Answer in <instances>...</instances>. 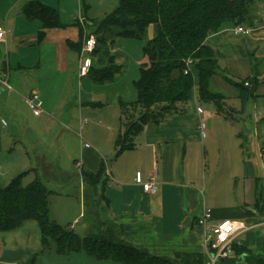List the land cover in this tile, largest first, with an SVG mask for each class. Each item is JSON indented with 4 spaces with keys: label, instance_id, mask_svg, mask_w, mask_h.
Wrapping results in <instances>:
<instances>
[{
    "label": "crops",
    "instance_id": "1",
    "mask_svg": "<svg viewBox=\"0 0 264 264\" xmlns=\"http://www.w3.org/2000/svg\"><path fill=\"white\" fill-rule=\"evenodd\" d=\"M28 1L31 0L26 3ZM38 1L55 9L60 23L64 25L44 29L46 36L42 40H38V33L42 31L40 21L28 20L22 14V8L21 13L14 12L23 0H10L6 11L0 10V26L6 30L5 41L0 42V79L6 80L5 86L0 84V127L14 124L18 128L24 123L30 127H45V124H51L52 128H57L53 131L61 134L65 133V129L79 128V134L75 130L70 135L72 141L66 148L71 149L69 154L73 159V168L80 162L81 171L94 173L101 165L104 166L106 177L102 195L106 216L119 227L123 240L153 256L171 258L178 252H204L206 229L197 225L196 220L205 209L211 215L209 226L225 220L248 223L250 229L241 233L237 241L253 254L264 255V201H261V196L264 198V163L259 157L260 150H264V20L263 8L258 6L260 1L254 5L250 21L241 25L251 30L248 35L234 34L236 26L228 22L205 40L218 65L211 83L216 75L230 86V83H236L231 79L240 74L244 76L242 82L247 77H256L254 96L246 101L243 111L233 86L236 100L229 105V96L212 90L210 84L211 91L224 96V114L218 113L212 102L203 104H211L215 109L213 113L197 105L201 103L197 101L194 86L189 99L191 115L173 116L158 124H146L134 137L133 149L118 156H115L114 144L121 131L119 103L128 102L124 97L131 95L132 82L138 78L139 66L146 61L142 56L129 63L128 56L117 45L120 39L144 38L143 48L156 35L157 26L150 25L152 30L148 26L141 34L134 28L132 36L122 35L115 26L103 32L90 66L102 68L112 59L120 69L111 79L97 82L89 75L80 76L74 63L83 39L87 36L95 38L92 32L96 30L95 21L82 14L81 1L77 5L79 9L76 10L74 5L70 11L65 12V9L64 14L61 0ZM66 28L68 34L54 33ZM54 43H58L60 48L57 49ZM10 48L14 49L15 63L11 60ZM130 71H137V77L123 82ZM40 74L45 79L42 83L36 81L27 86L25 77L36 76L39 80ZM69 79L73 83L78 79L79 90L77 94L66 97L61 104V86ZM221 89L226 90L225 87ZM33 92L41 98L42 113L37 117L29 113L33 119H27L26 123L23 120L27 116L23 110H28V107L24 97ZM97 107L112 108V115L104 109L97 111ZM116 109L117 129L114 122ZM198 109L202 112L199 113ZM237 114L247 119L250 129H227V133L223 134L220 131L226 129H219V134L218 129H208V137L204 129H193L205 119L227 122ZM1 121L5 122V126ZM90 124L100 128L91 129L100 132V139L89 135V129L85 128ZM33 130L44 134L41 129ZM53 131L51 129L49 133L53 134ZM210 136L215 142L221 139V145L214 149L218 153L217 161L213 147L207 144ZM40 155V158L35 157L40 166L31 168L38 179L41 173L44 174L40 167L56 166L45 160L44 156L50 155L48 151H41ZM138 178L141 183L153 178L157 184L156 192L152 195L144 192ZM78 217L82 218V212ZM77 218H74L73 224L68 223L72 229L80 223ZM40 238L34 221H25L12 231L0 233V264H43L44 256L53 253L40 254ZM73 254L82 253L49 256H67V262L74 263L70 259ZM83 255L86 259L78 256L74 260L92 259L98 262L95 264H110Z\"/></svg>",
    "mask_w": 264,
    "mask_h": 264
},
{
    "label": "trees",
    "instance_id": "2",
    "mask_svg": "<svg viewBox=\"0 0 264 264\" xmlns=\"http://www.w3.org/2000/svg\"><path fill=\"white\" fill-rule=\"evenodd\" d=\"M259 1L264 0H119L110 13L95 22L93 54L97 51L101 34L112 26L119 28L125 36H132L134 28L141 34L146 27L157 26L156 35L142 48L146 62L139 66L138 78L132 82L136 99L119 103L121 131L114 144L115 156L133 149L134 137L146 124H158L183 115L194 86L198 102H212L218 113L224 114V96L210 89L218 65L205 40L224 23L240 26L250 21L254 5ZM22 14L28 20L40 21L42 31L38 33V40H42L44 29L64 26L59 21L58 12L38 0L25 3ZM187 60L191 66L185 74ZM119 69L110 59L102 68L90 66L87 75L100 82L111 79ZM230 84L238 92L240 110L243 111L246 101L254 96L257 79L247 77L243 82ZM22 176H16L0 188V233L12 231L25 221L36 222L41 236V255L82 253L110 264H208L205 252H178L171 258L153 256L123 239L115 238L111 229H103L101 225L96 232L91 228L84 236L79 235L69 224L61 226L52 219L48 203L52 191L37 177L23 187ZM81 176L88 188L84 197L89 201L91 192L98 185H104L106 171L101 165L94 173L81 171ZM261 198L263 202L264 198ZM101 199L105 201L103 195ZM221 262L264 264V255H255L236 241L232 245V256L219 259L216 264Z\"/></svg>",
    "mask_w": 264,
    "mask_h": 264
},
{
    "label": "rangeland",
    "instance_id": "3",
    "mask_svg": "<svg viewBox=\"0 0 264 264\" xmlns=\"http://www.w3.org/2000/svg\"><path fill=\"white\" fill-rule=\"evenodd\" d=\"M10 0H0V10H5L9 6ZM27 0H23V2L20 3V5L15 8V13H21V8L24 3H26ZM81 1L80 8L83 10L82 14L85 13L92 21H99L102 19L105 14L110 13L117 5L119 0H61L62 4L64 5L62 9V13L66 9L65 12L72 10L74 5H76V10L79 9L77 6L78 3ZM56 2V0H55ZM84 7H83V5ZM56 5V3H54ZM259 7H261V13L264 20V2H261L258 4ZM57 7V5H56ZM78 7V8H77ZM58 8V7H57ZM85 8V9H84ZM85 10V11H84ZM11 12V13H14ZM64 14V13H63ZM13 15V14H12ZM151 27V26H150ZM10 28V27H9ZM16 30L17 27H14ZM66 28L63 31H55L54 33H63L66 34L69 33V30ZM152 30V27L149 28ZM44 36H46L44 34ZM144 43V38L140 40H126V39H120L119 44L117 45L119 47V50L124 52V55L128 56V61L130 63L133 62V60L139 59L142 57L141 54V48ZM38 44V43H37ZM56 48H60L58 43H54ZM11 52V60L15 63L16 61V55H14V49L10 48ZM22 54V52H21ZM93 56V53L91 54H85L83 55V58L88 57L91 61V58ZM35 57L32 56V58ZM31 58V59H32ZM81 60V61H82ZM74 63L77 64V71L79 73V68L81 66V63L79 62V54L74 59ZM138 68V66H137ZM39 71H42V67L39 69ZM133 74V77H132ZM135 74V75H134ZM77 76V75H76ZM137 77V71H130L128 75L124 78L123 82H127L132 80V78ZM244 76L239 75L237 77L232 78L233 82L240 83L242 82ZM264 78V73H263ZM214 82L211 83V89L218 92H223L228 97V104H234V101L236 100L234 95L236 90L230 86L224 84L222 80L219 78V76H215ZM24 80L26 81L27 86H30L34 82L42 83L44 77L40 74L39 80L36 78V76H27ZM78 79H76L75 83L71 81V79L65 81L62 83L61 86V95L62 99L60 102L63 104L64 100H66V97L71 96L72 94L78 93ZM225 87L226 90H222L221 88ZM228 87V88H227ZM262 91V89H261ZM126 101L133 102L136 99V95L133 91L130 96L124 97ZM63 100V101H62ZM234 100V101H233ZM60 102L58 105H60ZM202 107L203 110H206L208 112H215L214 107L211 104H198ZM95 109V108H94ZM99 109H104L105 112H110L112 115V108H100L97 107V111ZM23 112L26 114V118H24V122L27 123V119H33V117L29 114L31 113L29 109L24 108ZM116 114L114 122L116 125V129L119 127L118 123V113L116 109ZM192 114V104L188 102L186 104V112L183 114L184 116H188ZM229 117V116H228ZM114 118V117H113ZM117 118V119H116ZM5 119L8 120L7 116H5ZM171 118H169L170 120ZM168 120V119H167ZM187 120V119H186ZM23 122V123H24ZM85 123V122H84ZM96 123L100 125V123L96 120ZM199 123V122H198ZM204 123V131L208 137V129H226L224 131H220L222 134L227 133V129H250L247 125V119L243 117L241 114L233 115L232 119H230L227 122H223L220 119H212L209 121H206V119L203 121ZM195 125V124H194ZM28 125L24 123L23 126H19L16 128L14 124L8 125V127H0V188L5 187L13 178L19 175H23L21 178V185L23 187L31 184L35 178L36 175L33 171H31V168H38L40 165L35 159V157L40 158V152L41 151H48L50 155H46L45 160L48 162H51L52 164L56 166H52L51 168H45L40 167L43 169L44 174L41 173V176L39 177L40 180L44 183L46 188L52 193L48 197V203H49V210L50 215L52 219L57 222V224L61 226H66L68 223L73 224L74 218L78 217V214L82 212V218H77V220H80V223L78 226H76L73 231L79 235L84 236L87 234V232L92 228L93 231L96 232L97 229L100 228V225L103 229L108 227L113 231V236L117 239H122L120 235V230L116 228L117 225H113L105 213V204L102 201V187L103 185H98L95 191H92V198L88 199L86 196L84 197V192L86 191L87 186L83 181V177L81 176V172L76 170V168H73V159H71L70 151L71 149H66L69 147V143L72 141L70 138V135H72V132H75L79 134V128L73 130V129H65L60 131L64 134H61L59 131L55 133L52 128V125L49 126L45 124L43 126H34L25 129ZM84 126V124H83ZM199 126H193V129H197ZM33 129H41L44 134H37L35 133V130ZM52 129L53 134L49 133V131ZM85 129H89V135L90 136H97V139L101 138L100 132L97 130H91V129H100L97 128L95 125L90 124ZM40 130V131H41ZM68 133V134H66ZM227 136V135H225ZM84 138V137H83ZM210 139L207 140V144L211 145L213 147V150L216 149V146L219 144L221 145V139L219 138L217 142H215L214 137L210 136ZM86 140V139H85ZM205 141V140H204ZM88 142V141H87ZM72 144V143H71ZM29 153V154H28ZM28 154V155H27ZM214 156L217 157L216 161L218 160V153L217 150H214ZM252 154V153H250ZM53 159V160H51ZM255 163V162H254ZM256 164V163H255ZM82 207V211L81 208ZM80 208V209H79ZM92 213H97L96 215H93ZM84 215V217H83ZM244 225L246 228L250 229V225L246 222H244ZM74 227V225H72ZM125 241V240H124ZM135 247V246H134ZM150 254V253H149ZM53 255V254H49ZM49 255L44 256L45 260L43 264H71L67 262L69 259L67 256H52L54 258H51ZM83 257L85 256L83 254L80 255H71L72 259L71 261H74L72 264H95L98 262H95L92 259H88L85 261H75L76 257ZM91 261V262H90ZM105 263V262H102ZM220 264H226L225 262H221Z\"/></svg>",
    "mask_w": 264,
    "mask_h": 264
},
{
    "label": "built area",
    "instance_id": "4",
    "mask_svg": "<svg viewBox=\"0 0 264 264\" xmlns=\"http://www.w3.org/2000/svg\"><path fill=\"white\" fill-rule=\"evenodd\" d=\"M250 29L243 26H236L233 30L234 34H244L248 35ZM6 37V30L3 26H0V42H4ZM96 46V40L93 36H87L83 39L82 45L79 51V62L81 66L79 68V75L85 76L90 68V59L88 57L83 58L85 54H91ZM82 60V61H81ZM191 63L189 60L185 62V71L188 73L190 71ZM1 85H6L5 79H0ZM247 86V83L245 84ZM24 103L28 107L31 114L35 117L42 113V101L39 95L35 92L30 93L28 96L24 97ZM198 112L202 111L198 109ZM2 125L5 126V122L1 121ZM199 129H204V123L200 121L198 123ZM259 157L264 163V150H260ZM76 168L81 172V163L76 164ZM1 170V167H0ZM138 182L141 184L144 192L149 194H154L156 192V182L153 178H150L147 182L141 183L139 178ZM209 210H203L200 217L196 220V224L200 227L206 229L205 241H204V252L208 258V264H216L219 259H226L232 256V245L237 241V237L248 230L244 223L237 221H221L215 225L209 226L210 221Z\"/></svg>",
    "mask_w": 264,
    "mask_h": 264
}]
</instances>
